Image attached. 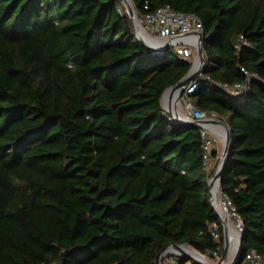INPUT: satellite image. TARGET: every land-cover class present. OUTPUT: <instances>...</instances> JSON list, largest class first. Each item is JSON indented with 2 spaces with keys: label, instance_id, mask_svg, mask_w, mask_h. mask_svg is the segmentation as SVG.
Instances as JSON below:
<instances>
[{
  "label": "trees",
  "instance_id": "obj_1",
  "mask_svg": "<svg viewBox=\"0 0 264 264\" xmlns=\"http://www.w3.org/2000/svg\"><path fill=\"white\" fill-rule=\"evenodd\" d=\"M132 1L201 18L211 81L191 99L233 133L220 189L244 219L242 257L264 254V0ZM122 8L0 0V264H156L176 242L224 249L208 184L218 150L208 158L201 127L161 102L192 63L153 52ZM249 75L248 96L218 84Z\"/></svg>",
  "mask_w": 264,
  "mask_h": 264
},
{
  "label": "built area",
  "instance_id": "obj_2",
  "mask_svg": "<svg viewBox=\"0 0 264 264\" xmlns=\"http://www.w3.org/2000/svg\"><path fill=\"white\" fill-rule=\"evenodd\" d=\"M145 10L150 9L149 2L144 5ZM137 18L139 19L140 29L138 34L140 36H148L152 40L161 41L159 44H152L156 47H164L166 44H170V49L175 51L177 55L185 61L195 62L197 58V45L199 43V34H203L204 25L200 17L193 12H181L176 10L171 4H165L153 12L139 11L136 8ZM199 33V34H198ZM208 63L201 64L197 74L189 81L188 87L181 95L180 101L184 112L188 115L187 118L191 119H205L209 117H220L216 112H205L198 109L191 99V94L199 88L202 83L211 81L209 75L206 74V66ZM245 72H248L245 67H242ZM251 79V75L247 77L245 82H238L235 84L230 83H218L221 87L228 90L232 95L239 96L247 94V81ZM168 109H171L172 103L167 102ZM217 123H206L201 127V134L203 140V149L208 158L211 157L213 152L214 143L216 141V135L220 134L216 132L215 126ZM221 135V134H220ZM217 199L222 210L224 217L229 220L233 226V230H226L224 251L220 249V246L213 249L210 253H204L203 255L211 258L213 261H220L226 253V259L224 264H230L232 258L236 254L238 246V233L243 234L244 219L237 210L234 201L227 195L223 194L219 188ZM209 231L215 238L219 237L218 224L213 222L209 228ZM229 231L235 233L234 240L229 238ZM238 232V233H236ZM235 245H234V243ZM184 250L185 247L183 246ZM234 251V254L230 255ZM185 260V254L183 251L174 248H167L162 259L161 264H197L194 261ZM238 264H264V254L259 253L255 249H250L244 253Z\"/></svg>",
  "mask_w": 264,
  "mask_h": 264
},
{
  "label": "water",
  "instance_id": "obj_3",
  "mask_svg": "<svg viewBox=\"0 0 264 264\" xmlns=\"http://www.w3.org/2000/svg\"><path fill=\"white\" fill-rule=\"evenodd\" d=\"M123 1L125 3H127V5H128V14L134 23L135 36H137L153 52L165 53V51L167 49H169L170 44L168 43L164 47H156V46H153L151 43H149L147 40H145L143 36H140L138 34V30L140 29V23H139V19L137 18L136 7H135L132 0H130L131 2L129 0H123ZM199 37H200V39H199V43L197 45V51H198L197 52V58H196L195 62L192 63V65L190 67L191 68L190 71L188 72V74L186 76H184L178 82H176L171 87L166 89V91L162 95L161 102L163 103V106H164L163 100H164L165 94L169 90H171L172 88H176V90L174 92V96H173L172 101H171L172 102L171 109L167 110V112L172 116V118H174L175 121L182 123V124H187V125L195 124L198 126H203L206 123H217L224 130L225 134L223 133V135H224L225 141H224L223 151L220 155V159H219V162L216 166L217 167L216 170L213 172V174L208 179V184L210 187V200L213 203L216 210L218 211V214L222 220L223 230H224V232H226V230H233V228H232L233 224L229 220H227L226 217H224L222 210H221V207H220V204H219V200L217 199L218 191L216 193H214L213 187H214L215 183L218 185L219 188L222 185L221 181H222V178L224 176L226 164H227V162L231 156V151H232L231 147L233 144V133H232L228 123L224 119L219 118V117L207 116L205 119L187 118L186 116H188V115L184 112L182 105H181V101H180L182 93L188 87L189 81L200 70L199 66L201 64L208 63V57H207V53L204 49V39H203L202 34H199ZM249 92H250V83H249V81H247V96L249 95ZM236 233H238V232H236ZM183 246L185 247L186 250H184ZM242 247H243V234L238 233V246L236 249L237 251H236V254L234 255V257L232 258V261L230 264H238L240 262V260L242 258V253H243ZM167 248H174V249L177 248L180 251H183V253L185 254V259L192 260L197 264H224V261L226 259V253H225L220 261H213L211 258L209 259L205 255H203L201 253V251L197 250L195 247H192L191 245H189L187 243L176 242V243L170 244V245H168V246H166L160 250V253L156 259V264L162 263V259H163V256H164ZM188 250L195 251L196 254H191Z\"/></svg>",
  "mask_w": 264,
  "mask_h": 264
},
{
  "label": "bare ground",
  "instance_id": "obj_4",
  "mask_svg": "<svg viewBox=\"0 0 264 264\" xmlns=\"http://www.w3.org/2000/svg\"><path fill=\"white\" fill-rule=\"evenodd\" d=\"M130 1V0H129ZM131 2V1H130ZM144 37V39L145 40H147L149 43H152V44H154V42L156 41V40H152L151 38H148V36H143ZM159 44V43H162L161 41H157V42H155V44ZM175 90H176V88H172L171 90H169L166 94H165V96H164V100H163V102L165 101V99L166 98H173V96H174V92H175ZM165 103V102H164ZM214 126H215V130H216V132H219V133H221V134H223L224 133V130L219 126V125H216V124H214ZM225 134V133H224ZM219 190V187H218V185L215 183V185H214V187H213V191H214V193H216L217 191ZM229 233V238L230 239H232V240H234V235H235V233H233V232H231V231H229L228 232ZM235 244V243H234ZM191 254H196V252L195 251H190V250H188Z\"/></svg>",
  "mask_w": 264,
  "mask_h": 264
},
{
  "label": "rangeland",
  "instance_id": "obj_5",
  "mask_svg": "<svg viewBox=\"0 0 264 264\" xmlns=\"http://www.w3.org/2000/svg\"><path fill=\"white\" fill-rule=\"evenodd\" d=\"M121 1V3L123 4V8H122V10H124V11H126V12H128V5H127V3H125L123 0H120ZM135 5V4H134ZM136 7V6H135ZM164 108H165V110L167 111L168 110V106H167V103L165 102L164 103ZM224 135L222 134V135H220V134H218V135H216V141H215V146L216 147H219V148H222L223 146H224ZM217 166V165H216ZM232 240V239H231ZM234 243V242H233ZM235 245V244H234ZM232 254H234V251L232 252V253H230V255H232ZM191 262H192V260H191Z\"/></svg>",
  "mask_w": 264,
  "mask_h": 264
},
{
  "label": "crops",
  "instance_id": "obj_6",
  "mask_svg": "<svg viewBox=\"0 0 264 264\" xmlns=\"http://www.w3.org/2000/svg\"><path fill=\"white\" fill-rule=\"evenodd\" d=\"M171 101H172L171 98H169V99L166 98L164 102H166V103H167V102H168V103H172ZM215 148H216V150H218V155H217V157H214V158H212V159L210 160V162H209V167H210V168H212L213 165H215V164L217 165V164H218L219 159H220V155H221V153H222V151H223V147H222V148H219V147H216V146H215Z\"/></svg>",
  "mask_w": 264,
  "mask_h": 264
}]
</instances>
